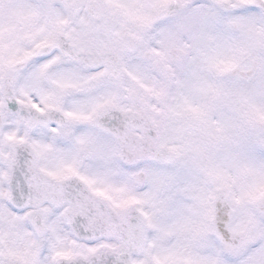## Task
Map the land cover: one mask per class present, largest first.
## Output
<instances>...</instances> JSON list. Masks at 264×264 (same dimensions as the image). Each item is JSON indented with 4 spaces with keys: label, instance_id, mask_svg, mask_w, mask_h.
<instances>
[{
    "label": "snow or ice",
    "instance_id": "1",
    "mask_svg": "<svg viewBox=\"0 0 264 264\" xmlns=\"http://www.w3.org/2000/svg\"><path fill=\"white\" fill-rule=\"evenodd\" d=\"M0 264H264V0H0Z\"/></svg>",
    "mask_w": 264,
    "mask_h": 264
}]
</instances>
